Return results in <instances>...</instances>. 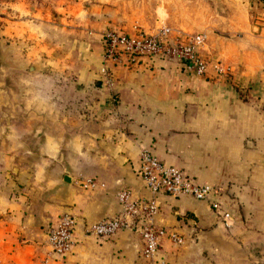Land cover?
I'll return each mask as SVG.
<instances>
[{
	"label": "crops",
	"instance_id": "1",
	"mask_svg": "<svg viewBox=\"0 0 264 264\" xmlns=\"http://www.w3.org/2000/svg\"><path fill=\"white\" fill-rule=\"evenodd\" d=\"M213 2V47L206 38L202 53L223 73L197 76L147 57L116 68L107 88L99 71L106 23L80 39L67 21L52 67L19 71L2 87L0 264H146L137 231L84 235L118 215L122 189L152 197L138 172L142 147L221 188L216 209L190 195H158L155 222L182 239L165 238L159 259L264 264V2ZM88 179L92 186L82 184ZM62 213L77 218L76 242L51 258L47 231Z\"/></svg>",
	"mask_w": 264,
	"mask_h": 264
},
{
	"label": "built area",
	"instance_id": "2",
	"mask_svg": "<svg viewBox=\"0 0 264 264\" xmlns=\"http://www.w3.org/2000/svg\"><path fill=\"white\" fill-rule=\"evenodd\" d=\"M102 54L99 71L103 85L110 88L114 85V70L132 67L149 57L163 59L181 65L190 74L205 75L213 67L220 73L224 72L219 61L212 62L202 53L207 36L205 34L185 35L175 31L166 24L152 31L136 29L128 32L125 27L109 26L102 31ZM213 63V64H212ZM138 172L152 197L140 199L131 190L122 189L118 193L121 209L118 215L102 219L84 230L85 236L111 238L118 231H137L143 240L141 256L146 264H166L159 259L165 238L175 243L182 241L176 233L159 226L155 219L158 215L157 197L161 193L174 196L190 195L199 200L211 201V207L220 205L219 186L209 182H199L187 176L184 171L161 160L150 147H142L139 157ZM85 186H92L93 179H88ZM77 226V218L70 213H62L47 231L48 257H64L75 245L73 236Z\"/></svg>",
	"mask_w": 264,
	"mask_h": 264
},
{
	"label": "rangeland",
	"instance_id": "3",
	"mask_svg": "<svg viewBox=\"0 0 264 264\" xmlns=\"http://www.w3.org/2000/svg\"><path fill=\"white\" fill-rule=\"evenodd\" d=\"M216 16L213 0H0V91L12 87V75L19 71L52 67L67 21L80 39L91 37L101 22L105 29L131 25L150 31L166 24L205 34L213 47Z\"/></svg>",
	"mask_w": 264,
	"mask_h": 264
},
{
	"label": "water",
	"instance_id": "4",
	"mask_svg": "<svg viewBox=\"0 0 264 264\" xmlns=\"http://www.w3.org/2000/svg\"><path fill=\"white\" fill-rule=\"evenodd\" d=\"M3 64V61H2V59L0 58V66Z\"/></svg>",
	"mask_w": 264,
	"mask_h": 264
},
{
	"label": "trees",
	"instance_id": "5",
	"mask_svg": "<svg viewBox=\"0 0 264 264\" xmlns=\"http://www.w3.org/2000/svg\"><path fill=\"white\" fill-rule=\"evenodd\" d=\"M259 1H263L264 2V0H259Z\"/></svg>",
	"mask_w": 264,
	"mask_h": 264
}]
</instances>
